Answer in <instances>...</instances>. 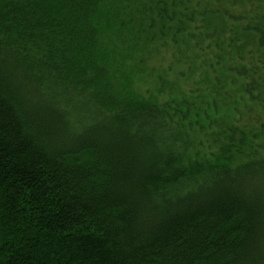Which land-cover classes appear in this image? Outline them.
I'll use <instances>...</instances> for the list:
<instances>
[{"label":"trees","instance_id":"obj_1","mask_svg":"<svg viewBox=\"0 0 264 264\" xmlns=\"http://www.w3.org/2000/svg\"><path fill=\"white\" fill-rule=\"evenodd\" d=\"M0 264H264V0H0Z\"/></svg>","mask_w":264,"mask_h":264},{"label":"rangeland","instance_id":"obj_2","mask_svg":"<svg viewBox=\"0 0 264 264\" xmlns=\"http://www.w3.org/2000/svg\"><path fill=\"white\" fill-rule=\"evenodd\" d=\"M157 58H159V60L156 59L155 62H156V65H158V67L160 69L162 67H171L172 69H174V68H182V67H180V65H177V66L173 65L174 64L173 61H174L175 58L173 57L172 50L164 51ZM188 85H189V82L188 81L187 82L180 83V86H181L180 88L187 89Z\"/></svg>","mask_w":264,"mask_h":264}]
</instances>
